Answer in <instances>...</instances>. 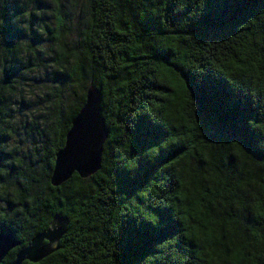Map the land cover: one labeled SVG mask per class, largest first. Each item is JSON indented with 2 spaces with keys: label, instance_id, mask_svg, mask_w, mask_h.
I'll return each mask as SVG.
<instances>
[{
  "label": "trees",
  "instance_id": "1",
  "mask_svg": "<svg viewBox=\"0 0 264 264\" xmlns=\"http://www.w3.org/2000/svg\"><path fill=\"white\" fill-rule=\"evenodd\" d=\"M67 1L0 0V234L18 243L3 264L55 216L65 232L37 264H264V0ZM39 68L53 87L26 103ZM89 86L100 170L54 188Z\"/></svg>",
  "mask_w": 264,
  "mask_h": 264
},
{
  "label": "water",
  "instance_id": "2",
  "mask_svg": "<svg viewBox=\"0 0 264 264\" xmlns=\"http://www.w3.org/2000/svg\"><path fill=\"white\" fill-rule=\"evenodd\" d=\"M107 137L100 92L94 86H89L85 102L66 132L64 145L55 154L50 185L57 188L70 180L74 174L81 179L95 175L101 167L103 146ZM64 232L63 219L55 216L48 229L37 234L26 248L15 255L10 264L39 263L55 251V245ZM17 246L18 243L12 235L0 234V264H3L8 253Z\"/></svg>",
  "mask_w": 264,
  "mask_h": 264
},
{
  "label": "rangeland",
  "instance_id": "3",
  "mask_svg": "<svg viewBox=\"0 0 264 264\" xmlns=\"http://www.w3.org/2000/svg\"><path fill=\"white\" fill-rule=\"evenodd\" d=\"M62 3H63V6L64 8L68 11V1L67 0H61ZM46 3L48 4L49 2L46 1ZM81 6V5H80ZM81 13V11H80ZM46 16L50 17L51 16V12L49 11V9H46V13H45ZM74 17V15H73ZM75 18V17H74ZM73 18V19H74ZM43 20L50 24V22H52L51 20H49L47 17H43ZM75 20H78L75 19ZM37 21H34V28L37 27ZM38 35L44 39V36L42 34V32H39ZM65 40H67L68 42H74L77 40V33L72 31L71 33H69V35H67V37H65ZM50 45L46 42V41H41V44H40V51L42 52L40 54V57H42V60L45 61L47 60L48 57H53L54 58V54L53 52H50ZM34 69V68H33ZM40 70H44L42 68H39V69H36L35 71L33 72H30L29 74H27V77L28 79H26L27 83L31 86V87H23L22 89V94L23 96L25 95V102L26 103H31L33 104L34 103V100L35 98H33L32 95L29 94L30 91H32V85H35V86H38V89L37 91L39 92L40 96H43L45 95L47 92H49V88H52L53 87V83H51L50 79H49V76L48 78L47 77H44L43 76V71H40ZM51 72V66L49 68L46 69V74L45 75H48L49 73ZM30 80H34V81H31ZM49 90H48V89ZM35 91V90H34ZM36 92V91H35ZM72 91L70 90H67V89H63L62 90V93L64 94L65 98H64V102H67V104H71L74 100V93H79L80 90H74V93H71ZM16 102V101H14ZM21 107V106H20ZM19 107V108H20ZM36 107L35 106H30V108H23L22 111L20 110H17L15 107H13V112L12 114L14 115V117H21L22 116H25L27 114H29V112H33L34 109ZM37 108H39V106H37ZM13 140V139H12ZM16 143V141H15Z\"/></svg>",
  "mask_w": 264,
  "mask_h": 264
},
{
  "label": "flooded vegetation",
  "instance_id": "4",
  "mask_svg": "<svg viewBox=\"0 0 264 264\" xmlns=\"http://www.w3.org/2000/svg\"><path fill=\"white\" fill-rule=\"evenodd\" d=\"M1 152H8V151H1ZM15 167H16V165H14ZM17 168V167H16ZM16 168H15V170H14V175H12V174H10V175H8L7 177L9 178V176H10V178L8 179L7 178V182L10 184V185H13V182H15V178H19L22 182H24V179H25V177L22 175V174H20V175H18V173H17V171H16ZM21 171H22V169H21ZM23 172V171H22ZM28 181V180H27Z\"/></svg>",
  "mask_w": 264,
  "mask_h": 264
}]
</instances>
